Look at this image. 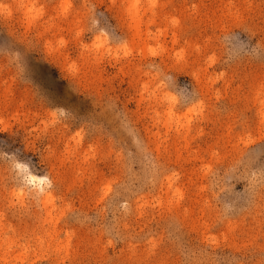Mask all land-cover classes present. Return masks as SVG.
<instances>
[{
  "label": "rangeland",
  "instance_id": "1",
  "mask_svg": "<svg viewBox=\"0 0 264 264\" xmlns=\"http://www.w3.org/2000/svg\"><path fill=\"white\" fill-rule=\"evenodd\" d=\"M133 1L0 0V264H264V0Z\"/></svg>",
  "mask_w": 264,
  "mask_h": 264
},
{
  "label": "bare ground",
  "instance_id": "2",
  "mask_svg": "<svg viewBox=\"0 0 264 264\" xmlns=\"http://www.w3.org/2000/svg\"><path fill=\"white\" fill-rule=\"evenodd\" d=\"M137 1H138V0H134V1L132 2V4H131V9L134 10V11L137 10ZM136 15H137V11H136V12H133V17H136ZM135 19H136V18H135ZM29 181L32 182V183H34V182H35V179H34L33 177H30V178H29ZM40 181H41V180L38 179L37 182L40 183ZM41 198L44 200V204H45V203L47 204V202H48L50 196H49L47 193H43V194L41 195Z\"/></svg>",
  "mask_w": 264,
  "mask_h": 264
}]
</instances>
